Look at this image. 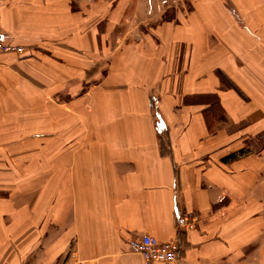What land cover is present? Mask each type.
Returning a JSON list of instances; mask_svg holds the SVG:
<instances>
[{
  "label": "crops",
  "instance_id": "1",
  "mask_svg": "<svg viewBox=\"0 0 264 264\" xmlns=\"http://www.w3.org/2000/svg\"><path fill=\"white\" fill-rule=\"evenodd\" d=\"M0 39V264H264V0H0Z\"/></svg>",
  "mask_w": 264,
  "mask_h": 264
},
{
  "label": "rangeland",
  "instance_id": "2",
  "mask_svg": "<svg viewBox=\"0 0 264 264\" xmlns=\"http://www.w3.org/2000/svg\"><path fill=\"white\" fill-rule=\"evenodd\" d=\"M171 16H172V13L170 10H168V12L166 13V17L169 18ZM243 25L244 24H241V26ZM227 84L228 82L226 83V85ZM6 94L8 95L9 92ZM3 105H4L3 103H0L1 141L4 140L5 142L8 141L9 143H14L24 136V135H21L23 132L22 124H25V121L26 119H28V117H26L25 114L18 113L19 112L18 110L9 111L10 109H8L7 107ZM9 112H11V114H9ZM18 153L19 152L16 150L8 151L6 149H3V145H0V165H1L0 166V193H4L5 190L8 189L7 186L10 184L9 180H14L13 178L15 175V171H16V175L19 178H24V176L27 175L26 173L27 167L24 166L23 161H19L20 157L17 156ZM14 158H16L15 160L18 161L16 168H12L4 164L8 160L14 163L15 161ZM13 165L15 167L16 164L14 163ZM34 170H39V165L38 167H34ZM13 185H15V183Z\"/></svg>",
  "mask_w": 264,
  "mask_h": 264
},
{
  "label": "built area",
  "instance_id": "3",
  "mask_svg": "<svg viewBox=\"0 0 264 264\" xmlns=\"http://www.w3.org/2000/svg\"><path fill=\"white\" fill-rule=\"evenodd\" d=\"M24 47L12 42L0 39V54L14 53L22 54ZM184 226L194 227V222L190 216H185ZM128 245L131 251L140 254L145 260L150 262H174L179 257L180 245L176 240L161 241L156 236L144 234L129 238Z\"/></svg>",
  "mask_w": 264,
  "mask_h": 264
},
{
  "label": "trees",
  "instance_id": "4",
  "mask_svg": "<svg viewBox=\"0 0 264 264\" xmlns=\"http://www.w3.org/2000/svg\"><path fill=\"white\" fill-rule=\"evenodd\" d=\"M218 73L221 76V78L223 79L226 87H230V88L232 87V88L236 89L239 93L244 94L242 92V90L238 86H236V84H234V82H232V80L224 72L218 71ZM227 82H228V84L226 85ZM206 110L208 112H214L213 113V115H214L213 118H210L209 115L206 116V121H207L209 127H211L212 126V122L214 121V119L217 117V115L219 113L218 112L216 114V112L218 110V106L216 104H213L212 107L210 106V108H208ZM261 139L264 141V134H262ZM246 151H247V149H245V148L241 149V150H239L237 152H234V153L228 155L225 159H226V161L227 160H231V159H237V158L241 157L243 154H245Z\"/></svg>",
  "mask_w": 264,
  "mask_h": 264
}]
</instances>
